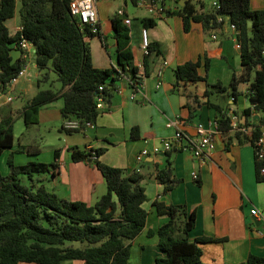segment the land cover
Segmentation results:
<instances>
[{
    "label": "trees",
    "instance_id": "16d2710c",
    "mask_svg": "<svg viewBox=\"0 0 264 264\" xmlns=\"http://www.w3.org/2000/svg\"><path fill=\"white\" fill-rule=\"evenodd\" d=\"M177 1V9L172 10L169 6L166 13H178L184 30H189L192 22H199L205 29L215 28L219 26L217 15L227 16L235 24L241 69L232 72L228 85L216 81L212 87L218 92L228 90L235 97L242 92L240 83H246L245 94L250 105L242 109L240 116L245 122L250 121L255 112L264 111V8H251L250 0H217L218 6L208 9L203 8L201 0H198L199 5L195 0H185L182 5ZM15 13H18V24L22 29L10 33L5 21ZM108 22L114 38L116 67H96L91 61L88 38L95 34L101 36V33L99 29L92 32L89 24L80 23L71 15L68 0H0V91L24 63L22 56L13 58L10 52L13 48L20 49L16 44L21 35L34 45L37 68L54 71L61 83L58 89L38 85L16 115L0 118V154L14 143L13 122L17 116L23 119L25 126L35 124L38 109L61 98L62 119L74 117L81 122L79 128L60 126L61 130L72 133L82 130L85 121H95L100 112L96 106L97 96L101 95L106 104L109 103L123 77L135 90L137 65L130 42V26L117 12L108 18ZM140 22L143 27H150L156 20L143 16ZM153 49L160 53L156 42L150 45V50ZM148 54L143 57L146 74ZM210 64L211 57L206 52L194 60L177 64L173 69L174 85L206 79ZM199 69H203V74ZM47 71L43 73V79L47 77ZM41 80L40 77L38 83ZM99 85H102L101 89ZM208 87L203 93L205 96L214 91ZM207 104L214 108L217 130L225 139L234 138L238 143L249 142L253 146L255 177L263 181L264 172L260 169L264 166V158H257L253 140L243 132L232 130L225 105L209 100ZM254 121L258 128L263 116ZM230 131L232 134H228ZM258 133V129L253 132L254 135ZM130 136H138L137 127H132ZM225 142L228 147L227 140ZM18 145V150L36 152L31 146ZM69 150L73 161L90 159L94 162L105 180V192L89 204L62 197L48 189L42 180L33 178L35 174L54 172L59 167V149H54L55 158L49 162L32 159L15 164L8 157V172H0V264H19L20 261L61 264L67 260H79L83 264L128 263L131 240L143 230L147 220L148 212L143 205L147 196L141 183L144 175L136 169L128 170L97 159L103 147L81 149L72 145ZM92 150L96 153L95 158H91ZM154 174L157 182L164 185L165 193L179 181L169 163L156 168ZM153 203L158 214H166L155 230L162 251L155 257V264H207L201 259L202 250L197 242L215 238L188 239L187 232L195 222L194 211L186 213L183 205L162 200ZM237 264H264V255L250 253Z\"/></svg>",
    "mask_w": 264,
    "mask_h": 264
},
{
    "label": "crops",
    "instance_id": "0c3cea01",
    "mask_svg": "<svg viewBox=\"0 0 264 264\" xmlns=\"http://www.w3.org/2000/svg\"><path fill=\"white\" fill-rule=\"evenodd\" d=\"M129 1L135 6L132 10L128 9V0H96L101 36L95 34L88 38L94 66L116 67L114 38L108 18L119 8L130 18L128 25L134 63L137 65L143 59L140 18L150 15L144 7L133 0ZM249 5L253 9L264 8V0H250ZM171 9L177 8L173 6ZM14 16L8 18L13 20L11 28L7 24L8 19L5 21L10 33H14L19 25ZM153 18L156 23L147 27L149 50L151 43L156 42L160 53L153 49L146 56L147 74L133 98V89L123 77L117 84H120L121 91H114L111 100L100 109L92 125L72 133L60 129L63 120L60 113L61 98L38 109V122L35 124H43L47 129L57 128L58 138L63 143L53 148L52 160L55 158L54 149H59V167L54 172L35 174L33 178L42 180L48 189L62 197L94 203L106 190L105 180L90 159L71 160L69 147L72 145L81 149L103 147L104 150L97 159L113 166L140 171L144 175L141 183L147 196L143 205L148 213L145 227L131 240L127 264H155V257L162 254L155 230L166 218V214L157 213L153 203L157 200L183 205L186 213L194 211L195 222L187 232L189 240L202 236L215 238L197 242L202 250L201 259L205 263L237 264L243 262L250 253L264 255V180L259 181L255 177L254 151L249 142L238 143L234 138L228 140V137L225 139L221 132L216 131L215 147L209 158L204 160L177 147H173L168 153L149 152L139 155L143 146L150 147L163 137H171L178 128L189 134L195 133V126L199 122L205 128H212L215 110L207 104L208 100L225 105L228 112L234 111L239 115L243 108L250 105L245 94L246 83H240L243 86V89L240 88L242 92L235 97L228 90L218 92L212 87L216 81L229 82L232 70L241 69L240 45L234 31L226 23L205 29L199 22H192L190 29L184 30L181 16L176 12ZM18 50L16 56L11 55L13 58L23 57L26 72L9 89L12 96L10 101H6L4 93L0 95V118L7 114L16 115L40 85L38 82L41 71L35 64L33 54L24 57L22 49ZM203 52L211 57L206 79L182 81L175 86L174 67L186 60L196 59ZM231 57L234 64L230 62ZM163 59L168 64L164 67L162 82L157 87L155 71ZM199 72L203 74V69H199ZM207 87L214 91L211 90L205 96L203 93ZM16 98L20 102L14 104ZM176 115H180V122L167 125V121L173 120ZM260 116H264V111L255 112L252 119L257 120ZM241 119L244 120L243 116ZM134 126L138 129L137 137L130 136ZM25 127L30 128L31 125ZM228 134H232V131ZM226 140L228 147H225ZM20 144L31 146L36 152L18 150V147L13 150V145L9 149L12 152H27L28 160H37L32 155L39 151L36 145L30 142ZM167 163L179 181L165 193L164 185L157 182L154 173L156 168ZM8 170L7 164L0 172L5 174ZM193 171L197 172V178L192 177ZM23 180L26 181L25 178ZM149 230L152 231L151 234L147 233ZM63 263L83 264L79 260H67Z\"/></svg>",
    "mask_w": 264,
    "mask_h": 264
},
{
    "label": "built area",
    "instance_id": "2783aa9c",
    "mask_svg": "<svg viewBox=\"0 0 264 264\" xmlns=\"http://www.w3.org/2000/svg\"><path fill=\"white\" fill-rule=\"evenodd\" d=\"M69 3V11L70 14L77 17L80 21V23H87L91 26V31L95 32L99 29L98 26V16H97V9H96V0H68ZM135 3L139 6L144 7L149 15L151 17L154 16H161L166 13V2L165 0H136ZM213 6H218L217 0L212 1ZM117 14L123 17V21L128 24L130 22V18L127 16H124L123 9L119 8L117 11ZM216 22L219 25H226L229 27V29L234 31V35L236 37V26L233 22H230L227 18V16L217 15ZM22 29V25H17L16 31H20ZM140 48L143 53V55L149 53V43L150 38L148 34L147 27L141 28L140 33ZM215 37V34L212 35ZM237 39V38H236ZM20 49L23 51V56H27L28 54H33L34 51V45L33 43L23 35L20 36L19 40L16 44ZM262 52L264 54V48L262 49ZM168 64V61L166 59H163L161 63L156 68V76H157V82L156 86L158 87L162 82V75L164 67ZM26 72V64L23 63L21 68L18 70V72L12 76L7 82L6 87L3 91H0L1 94H5L6 101H10L12 99V96L9 94V89H11L12 85L15 83V81L20 77L23 76ZM146 76L145 70H144V64L143 59L139 60L137 63V73L136 77L138 78L135 90L132 91L131 97L133 98L135 96V91L137 89H140L142 85V80ZM102 88V85H99V89ZM115 91L120 92L121 86L120 84L117 85L115 88ZM106 102L104 101L103 97L101 95L97 96L96 100V106L97 108L101 109L105 106ZM230 118V125L232 130H237L240 132L245 133L249 138L253 140L254 147H255V154L257 158L263 159L264 158V116L263 121L259 123L258 128L256 126V123L253 119H250V121L245 122L241 119V116L234 112L230 111L227 112ZM180 122V115H176L173 120H168L167 125L176 124ZM93 122L91 121H85L83 123L85 126L92 125ZM212 128H205L201 122L197 123L195 126V133L189 134L181 129H176L171 137H163L161 138L157 143L152 144L150 147L143 146L140 151L139 155H145L149 152L152 153H158V152H165L171 150L173 147L180 148L182 150L189 151L194 157L204 160L209 158L211 151L215 147L214 143V133L217 130V121L214 119L211 121ZM62 127L64 129H72V128H79L81 127V122L77 118H64L61 123ZM258 129L259 133L258 135H254V130ZM96 153L94 150L91 152V158H95ZM261 172H264V166L261 167ZM197 172H192V177L197 178ZM256 216H258L257 211H255Z\"/></svg>",
    "mask_w": 264,
    "mask_h": 264
},
{
    "label": "rangeland",
    "instance_id": "374dc122",
    "mask_svg": "<svg viewBox=\"0 0 264 264\" xmlns=\"http://www.w3.org/2000/svg\"><path fill=\"white\" fill-rule=\"evenodd\" d=\"M201 1L203 2L204 9H208L213 6L212 5L213 0H201ZM166 2H167V5H170L171 7L176 5V0H167ZM195 2L197 5H199L198 0H195ZM18 6H19V3L17 1V8ZM132 8H135V6L131 3V1L128 0V9L132 10ZM14 17L17 19L15 21L18 22L19 21L18 13H16ZM12 22H13L12 19H8L7 21V24L10 28L12 26ZM10 52L13 56H16L19 53V50L16 48H13L11 49ZM113 53H114V50H113ZM230 62L231 64H234L233 57H231ZM40 71H41L40 77L42 78V80L40 81V87H51L53 89H58L60 87L61 83L56 78V73L54 71L52 70L47 71L46 69H41ZM45 71H47L48 73H47V77L43 79V73ZM228 83L229 82L226 81L223 84L228 85ZM239 88L243 89L242 84H240ZM19 102H20V99L18 98L14 100V104L19 103ZM13 133H14L13 150L16 147H18L19 143L27 144L28 142H30L31 144L36 145L39 149L37 154H32L36 156L34 158H36L39 161H45V162L52 161L53 148L58 147L59 145H62L63 143V141L58 138L57 128L47 129L43 124H32L30 128H26L23 122V119L21 117L15 118L13 122ZM28 156L29 155H27V152H20V151L12 152L10 149H4L2 153L0 154V170H4V168L7 167L8 157L12 159L13 163L20 164L21 162L25 163L26 161H28V158H29ZM19 264H37V263L20 261Z\"/></svg>",
    "mask_w": 264,
    "mask_h": 264
},
{
    "label": "water",
    "instance_id": "95a60500",
    "mask_svg": "<svg viewBox=\"0 0 264 264\" xmlns=\"http://www.w3.org/2000/svg\"><path fill=\"white\" fill-rule=\"evenodd\" d=\"M184 2H185V0H180L178 3H179L180 5H182V4H184ZM257 222L260 223V220H258Z\"/></svg>",
    "mask_w": 264,
    "mask_h": 264
}]
</instances>
